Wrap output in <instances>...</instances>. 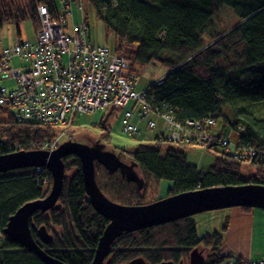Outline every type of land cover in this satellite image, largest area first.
I'll return each instance as SVG.
<instances>
[{
	"label": "trees",
	"instance_id": "1",
	"mask_svg": "<svg viewBox=\"0 0 264 264\" xmlns=\"http://www.w3.org/2000/svg\"><path fill=\"white\" fill-rule=\"evenodd\" d=\"M86 3L116 38L114 53L125 57L133 70L141 72L153 64L167 69L160 85L147 86L148 102L153 110L171 115L181 126L213 119L219 132L230 137L226 147L217 140L209 143L206 151L217 147L221 151L215 152L217 156L208 168L198 169L187 163L183 146L165 138L160 140V129L154 141L162 142L140 145L131 151L132 162L144 181L142 192L119 173L110 175L96 164L95 178L101 192L116 204L141 206L147 204L143 191L162 181L171 184L165 197L213 187L264 186V118L249 111L251 105L264 103V0H86ZM39 5L51 14L57 12L55 0H31L27 11L24 8L13 11L11 0H0V29L14 24L19 35V25L30 20L35 31L38 30ZM222 6L233 10L238 23L214 37L207 46L202 40V30ZM0 112L5 114L3 109ZM6 115L8 118L0 121V155L30 151L42 141L54 138L59 131L15 121L11 114ZM165 142L174 146L163 150ZM63 162L66 174L70 168L76 173L65 176L58 201L61 209L35 213L30 219L31 234L50 257L61 263L91 264L107 221L90 205L79 160L69 157ZM243 163L254 167L246 179L241 176ZM42 179L51 185L50 174L37 175L35 169L0 175L3 239L0 264H43L3 235L9 218L21 206L49 193L47 190L44 194ZM40 228L53 236L51 244L40 242L37 232ZM226 229L225 221L220 233L198 237L196 223L187 218L125 233L112 244L106 261L125 264L143 258L148 264H178L189 262L190 253L202 247L209 253L203 264H226L227 260L245 264L239 257L221 254Z\"/></svg>",
	"mask_w": 264,
	"mask_h": 264
},
{
	"label": "built area",
	"instance_id": "2",
	"mask_svg": "<svg viewBox=\"0 0 264 264\" xmlns=\"http://www.w3.org/2000/svg\"><path fill=\"white\" fill-rule=\"evenodd\" d=\"M60 1L64 14L58 10L51 14L45 6H38L40 29L33 40L16 41L12 48L0 50V109L8 111L15 121L59 130L54 138L30 150L53 152L72 129L77 115L106 108L124 110L121 123L123 132L129 135L140 134L144 122L153 130L161 120L164 126L160 140L194 148L217 140L228 146L229 135L219 132L213 119L181 126L171 115L153 110L148 88H140L141 72L107 46L93 44L85 16L70 26L69 9L75 0ZM14 58L29 64L13 70L10 62ZM163 78L153 84L160 85ZM8 80H14L15 85L4 87L3 82ZM134 118L142 122L140 126L132 122ZM34 169L37 175L46 173L43 168ZM251 264H264V260Z\"/></svg>",
	"mask_w": 264,
	"mask_h": 264
},
{
	"label": "water",
	"instance_id": "3",
	"mask_svg": "<svg viewBox=\"0 0 264 264\" xmlns=\"http://www.w3.org/2000/svg\"><path fill=\"white\" fill-rule=\"evenodd\" d=\"M75 157L80 162L86 196L94 211L107 221L98 240L91 264H109L106 261L110 248L117 238L125 233L161 226L195 215L232 208L259 209L264 211V186L246 184L242 186L213 187L184 192L141 206H125L112 202L100 190L95 178V165L101 166L108 174L119 173L126 182L144 188V181L138 175L135 163L126 164L113 152L103 150L99 143L93 146L67 141L53 152L30 150L15 151L0 155V175L9 172L43 168L51 176L49 193L42 199L28 202L12 215L3 230V235L26 252L34 255L43 264H63L50 257L34 240L30 219L39 212L55 209L59 211V199L65 179L63 159ZM46 194V193H44ZM38 238L44 245L53 241L45 228H40ZM205 259L196 248L189 256L188 264H203ZM125 264H148L143 258H136ZM160 264H176L162 262ZM178 264H184L180 261Z\"/></svg>",
	"mask_w": 264,
	"mask_h": 264
},
{
	"label": "rangeland",
	"instance_id": "4",
	"mask_svg": "<svg viewBox=\"0 0 264 264\" xmlns=\"http://www.w3.org/2000/svg\"><path fill=\"white\" fill-rule=\"evenodd\" d=\"M38 1V0H33ZM12 6L11 9L16 11L18 9L24 8L27 11L31 0H11ZM81 4L83 8V16L85 14L88 16L86 22L89 24L90 28V40L93 44L107 46L111 52L115 51V47L117 46V40L114 35L106 30L103 23L100 22L95 14L90 11L89 6L86 3V0H75V2L70 6L69 12L75 10L77 11L78 6ZM38 5V4H37ZM36 5V6H37ZM56 9L59 14H64V5L60 0H55ZM76 8V9H75ZM74 18L77 19L76 13L74 14ZM69 25L72 26L73 23L69 18ZM78 22V19L77 21ZM238 23V18L233 12V10L227 6H222L219 12L209 21L208 25L202 30V40L208 46L212 39L217 35L225 33L235 27ZM40 29V28H39ZM39 29L35 31L32 27L30 20H26L19 25V35L16 31V26L14 24H6L0 29V50L12 48L16 41H26L29 38V35L34 32H39ZM29 34V35H28ZM29 63H22L18 60V58H14L10 62V68L20 69ZM167 69L159 66L158 64H153L146 66L141 70V82L140 88H145L149 84L156 81L158 78H161L167 75ZM15 85L14 80H8L3 82V86L6 88H11ZM129 105L128 108H130ZM4 110V109H3ZM249 111H252L254 115L258 118H264V103L261 104H253L250 106ZM0 112V121H5L9 114L8 111ZM124 110L121 109H111L106 108L102 110H98L91 114H79L75 117L74 125L72 129L68 132L67 136H65L61 140V144L67 141H73L81 144H85L87 146H93L96 143H99L103 146L104 151L113 152L116 154L119 159L126 163H132V153L131 151L136 149L140 145H154L156 142H162L160 140L154 141V136L158 134L160 129L164 126V122L158 120L156 122L157 126L153 130H149L147 128V123H138L134 118L132 120L133 123H138L140 126V134L138 135H129L123 132L121 118ZM219 128V126H218ZM216 132V128L214 129ZM232 139V137H231ZM203 147L193 148L192 146H183L186 154V161L189 165L195 166L198 169H206L208 168L214 161L217 153L221 151L220 147L215 149H210L206 151L207 142H205ZM170 143H162L163 150H166L168 147H173ZM210 146V145H209ZM180 148V147H179ZM217 150V151H216ZM162 156L163 153H162ZM72 161L69 162L71 164ZM137 171V170H136ZM254 171V167L252 164L243 163L241 168V176L243 178H247L251 176ZM76 173L74 168H70L68 173H65L66 178L71 177ZM139 173V171H138ZM141 176V174H138ZM142 177V176H141ZM51 186V185H50ZM50 186L43 184L44 193L50 191ZM171 187V184L167 181H162L160 184H151L150 187L143 194L146 198L147 204L156 202L163 198H166V191ZM142 192V191H141ZM222 210L221 211H213L206 212L195 215L192 217V220L196 223L197 234L198 237H202L206 234H211L213 232H221L222 223L224 220L222 219ZM50 234V233H49ZM0 240L2 242V237L0 236ZM201 250L203 258L207 257L208 250H202L201 247L197 248ZM264 259V258H262ZM184 264H188V261H185Z\"/></svg>",
	"mask_w": 264,
	"mask_h": 264
},
{
	"label": "crops",
	"instance_id": "5",
	"mask_svg": "<svg viewBox=\"0 0 264 264\" xmlns=\"http://www.w3.org/2000/svg\"><path fill=\"white\" fill-rule=\"evenodd\" d=\"M78 6L77 11H71L72 23H79L83 17ZM76 9V8H75ZM76 13L77 19L74 18ZM29 35V34H28ZM35 32L29 35L28 40H33ZM222 219L226 221L227 229L223 233L222 255L239 257L245 264L264 260V211L251 209L244 212L241 208L222 210ZM222 223V225L224 224ZM226 264H234L233 260H227Z\"/></svg>",
	"mask_w": 264,
	"mask_h": 264
},
{
	"label": "flooded vegetation",
	"instance_id": "6",
	"mask_svg": "<svg viewBox=\"0 0 264 264\" xmlns=\"http://www.w3.org/2000/svg\"><path fill=\"white\" fill-rule=\"evenodd\" d=\"M202 248V247H201ZM202 250H204L203 248H202ZM199 251H201V250H199Z\"/></svg>",
	"mask_w": 264,
	"mask_h": 264
},
{
	"label": "bare ground",
	"instance_id": "7",
	"mask_svg": "<svg viewBox=\"0 0 264 264\" xmlns=\"http://www.w3.org/2000/svg\"><path fill=\"white\" fill-rule=\"evenodd\" d=\"M38 8V7H37Z\"/></svg>",
	"mask_w": 264,
	"mask_h": 264
}]
</instances>
